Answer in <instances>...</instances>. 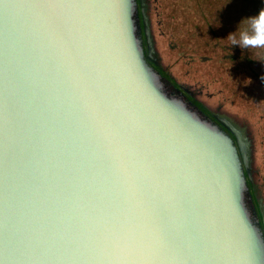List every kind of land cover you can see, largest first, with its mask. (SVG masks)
Listing matches in <instances>:
<instances>
[{"label":"water","instance_id":"1","mask_svg":"<svg viewBox=\"0 0 264 264\" xmlns=\"http://www.w3.org/2000/svg\"><path fill=\"white\" fill-rule=\"evenodd\" d=\"M128 9L0 0V264H253L238 180L200 136L232 139L151 87Z\"/></svg>","mask_w":264,"mask_h":264},{"label":"rangeland","instance_id":"2","mask_svg":"<svg viewBox=\"0 0 264 264\" xmlns=\"http://www.w3.org/2000/svg\"><path fill=\"white\" fill-rule=\"evenodd\" d=\"M262 7L264 0H129L128 9L129 38L150 70L147 79L151 87L178 108L190 105L193 110H188L202 124L222 139H232L231 145L212 144L210 138L199 135L215 152L218 165L223 164L228 181L238 180L240 208L257 236L255 241L250 233L253 264H264V252H258V245L264 246V50L247 49L252 60L244 61L241 53L229 51V47L241 46L236 43L240 34L250 32V18ZM146 32L152 54L147 52ZM198 51L209 58L198 60ZM220 122L235 129L247 146L249 176L232 134ZM1 170L0 163V177ZM238 213L244 222L240 209ZM219 218L217 222L225 227ZM238 229L244 234L242 227ZM207 238L217 249L220 243L214 235Z\"/></svg>","mask_w":264,"mask_h":264},{"label":"clouds","instance_id":"3","mask_svg":"<svg viewBox=\"0 0 264 264\" xmlns=\"http://www.w3.org/2000/svg\"><path fill=\"white\" fill-rule=\"evenodd\" d=\"M240 45L244 49L264 50V7L257 15L250 18V32L245 31L240 34Z\"/></svg>","mask_w":264,"mask_h":264},{"label":"crops","instance_id":"4","mask_svg":"<svg viewBox=\"0 0 264 264\" xmlns=\"http://www.w3.org/2000/svg\"><path fill=\"white\" fill-rule=\"evenodd\" d=\"M236 43L240 44V42H236ZM213 47L217 48V46H213ZM211 48H212V46H211ZM219 49H221V48L218 46V50ZM223 49H224V53H225V51L227 50L225 44L223 45ZM233 50H235L237 53H241V55H243L242 57H243L244 61L252 60V58H249V56H248L249 53H248L247 49H244L243 47H241L239 45L230 46L229 51H233ZM197 53H198V55H197L198 60H200L199 58H201V57H202V60H207L209 58V56L202 55L199 51ZM215 54H217V53H215Z\"/></svg>","mask_w":264,"mask_h":264},{"label":"bare ground","instance_id":"5","mask_svg":"<svg viewBox=\"0 0 264 264\" xmlns=\"http://www.w3.org/2000/svg\"><path fill=\"white\" fill-rule=\"evenodd\" d=\"M226 120V119H225ZM227 121V120H226ZM234 127V126H233ZM243 139V138H242ZM244 140V139H243ZM247 147V146H246ZM247 149V148H246ZM220 217V216H219ZM220 219V218H219ZM220 220H223V219H220ZM220 222H222V221H220ZM224 224V223H223ZM223 224H222V226H223ZM223 228H225V227H223ZM243 235V234H242ZM254 260V259H253ZM252 260V261H253Z\"/></svg>","mask_w":264,"mask_h":264},{"label":"snow or ice","instance_id":"6","mask_svg":"<svg viewBox=\"0 0 264 264\" xmlns=\"http://www.w3.org/2000/svg\"><path fill=\"white\" fill-rule=\"evenodd\" d=\"M260 251H261V252H264V246H261V247H260Z\"/></svg>","mask_w":264,"mask_h":264},{"label":"trees","instance_id":"7","mask_svg":"<svg viewBox=\"0 0 264 264\" xmlns=\"http://www.w3.org/2000/svg\"><path fill=\"white\" fill-rule=\"evenodd\" d=\"M208 116H211L212 117V115H210V114H208ZM214 123H215V120H214V118L212 117V118H210Z\"/></svg>","mask_w":264,"mask_h":264}]
</instances>
